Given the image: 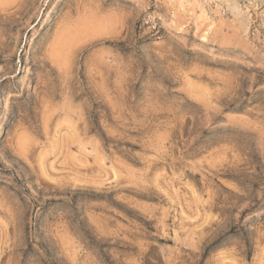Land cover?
<instances>
[{"label":"rangeland","instance_id":"obj_1","mask_svg":"<svg viewBox=\"0 0 264 264\" xmlns=\"http://www.w3.org/2000/svg\"><path fill=\"white\" fill-rule=\"evenodd\" d=\"M0 264H264V0H0Z\"/></svg>","mask_w":264,"mask_h":264},{"label":"bare ground","instance_id":"obj_2","mask_svg":"<svg viewBox=\"0 0 264 264\" xmlns=\"http://www.w3.org/2000/svg\"><path fill=\"white\" fill-rule=\"evenodd\" d=\"M239 20V19H238Z\"/></svg>","mask_w":264,"mask_h":264}]
</instances>
